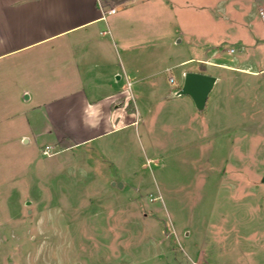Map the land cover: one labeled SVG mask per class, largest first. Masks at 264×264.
Listing matches in <instances>:
<instances>
[{"label": "rangeland", "instance_id": "rangeland-1", "mask_svg": "<svg viewBox=\"0 0 264 264\" xmlns=\"http://www.w3.org/2000/svg\"><path fill=\"white\" fill-rule=\"evenodd\" d=\"M163 2L170 56L195 57L190 70L215 61L200 66L216 77L204 107L138 93L135 126L64 152L2 122L0 264H264V40L253 38L264 12L255 0Z\"/></svg>", "mask_w": 264, "mask_h": 264}, {"label": "crops", "instance_id": "crops-1", "mask_svg": "<svg viewBox=\"0 0 264 264\" xmlns=\"http://www.w3.org/2000/svg\"><path fill=\"white\" fill-rule=\"evenodd\" d=\"M255 4L264 12V0ZM167 5L163 0H0V124L11 119L22 130L46 132L45 144L64 152L135 126L132 101L138 93L178 97L185 72L206 73L200 66L215 61L211 54L199 59V70H190L183 65L195 57L170 56L162 28ZM110 7L116 11L105 13ZM259 31L256 27L255 34ZM154 62L156 69L148 73L145 68ZM171 69L178 70V80ZM236 69L255 72L248 66ZM165 72L173 77L174 90ZM154 74L159 75L155 85L137 88ZM40 122L46 127L38 128ZM19 138L29 142L25 132ZM63 138L71 141L65 148L58 144Z\"/></svg>", "mask_w": 264, "mask_h": 264}, {"label": "water", "instance_id": "water-1", "mask_svg": "<svg viewBox=\"0 0 264 264\" xmlns=\"http://www.w3.org/2000/svg\"><path fill=\"white\" fill-rule=\"evenodd\" d=\"M216 77L203 72L187 71L176 95H187L197 109L204 107L207 95L215 83Z\"/></svg>", "mask_w": 264, "mask_h": 264}, {"label": "built area", "instance_id": "built-area-1", "mask_svg": "<svg viewBox=\"0 0 264 264\" xmlns=\"http://www.w3.org/2000/svg\"><path fill=\"white\" fill-rule=\"evenodd\" d=\"M116 11V8H114V7H110V8H108V9H106L105 10V13H107V14H111V13H114ZM103 12V11H102ZM261 12V11H260ZM262 13V12H261ZM174 79H173V77L172 76H170L169 77V81H173ZM49 147V146H48ZM48 147H46L45 149H43V153L44 154H46L47 152H48Z\"/></svg>", "mask_w": 264, "mask_h": 264}, {"label": "trees", "instance_id": "trees-1", "mask_svg": "<svg viewBox=\"0 0 264 264\" xmlns=\"http://www.w3.org/2000/svg\"><path fill=\"white\" fill-rule=\"evenodd\" d=\"M60 147L65 148L71 144V141H69L67 138H63L58 143Z\"/></svg>", "mask_w": 264, "mask_h": 264}]
</instances>
